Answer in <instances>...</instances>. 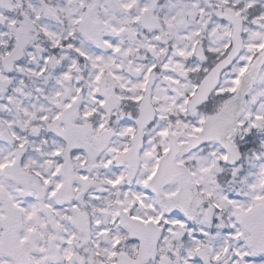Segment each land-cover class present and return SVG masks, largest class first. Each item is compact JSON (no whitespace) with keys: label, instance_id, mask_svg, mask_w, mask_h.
Here are the masks:
<instances>
[{"label":"snow or ice","instance_id":"obj_1","mask_svg":"<svg viewBox=\"0 0 264 264\" xmlns=\"http://www.w3.org/2000/svg\"><path fill=\"white\" fill-rule=\"evenodd\" d=\"M0 264H264V0H0Z\"/></svg>","mask_w":264,"mask_h":264}]
</instances>
